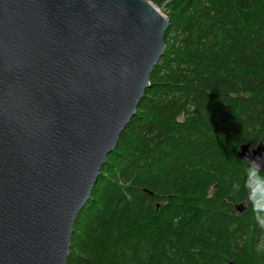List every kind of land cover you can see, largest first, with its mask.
Wrapping results in <instances>:
<instances>
[{
	"label": "trees",
	"instance_id": "16d2710c",
	"mask_svg": "<svg viewBox=\"0 0 264 264\" xmlns=\"http://www.w3.org/2000/svg\"><path fill=\"white\" fill-rule=\"evenodd\" d=\"M150 1L166 47L66 264H264V169L238 156L264 135V0Z\"/></svg>",
	"mask_w": 264,
	"mask_h": 264
},
{
	"label": "water",
	"instance_id": "95a60500",
	"mask_svg": "<svg viewBox=\"0 0 264 264\" xmlns=\"http://www.w3.org/2000/svg\"><path fill=\"white\" fill-rule=\"evenodd\" d=\"M167 27L150 0H0V264H66ZM238 156L262 171L264 135Z\"/></svg>",
	"mask_w": 264,
	"mask_h": 264
},
{
	"label": "rangeland",
	"instance_id": "374dc122",
	"mask_svg": "<svg viewBox=\"0 0 264 264\" xmlns=\"http://www.w3.org/2000/svg\"><path fill=\"white\" fill-rule=\"evenodd\" d=\"M159 10H160L164 15H166V14L164 13V9H163V7H159Z\"/></svg>",
	"mask_w": 264,
	"mask_h": 264
},
{
	"label": "clouds",
	"instance_id": "9594fccd",
	"mask_svg": "<svg viewBox=\"0 0 264 264\" xmlns=\"http://www.w3.org/2000/svg\"><path fill=\"white\" fill-rule=\"evenodd\" d=\"M253 163H255V161H253ZM256 168H257V171L259 169V164H256Z\"/></svg>",
	"mask_w": 264,
	"mask_h": 264
},
{
	"label": "bare ground",
	"instance_id": "6f19581e",
	"mask_svg": "<svg viewBox=\"0 0 264 264\" xmlns=\"http://www.w3.org/2000/svg\"><path fill=\"white\" fill-rule=\"evenodd\" d=\"M166 16V15H165ZM167 17V16H166ZM168 19V18H167ZM166 47V46H165Z\"/></svg>",
	"mask_w": 264,
	"mask_h": 264
}]
</instances>
